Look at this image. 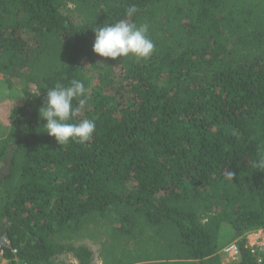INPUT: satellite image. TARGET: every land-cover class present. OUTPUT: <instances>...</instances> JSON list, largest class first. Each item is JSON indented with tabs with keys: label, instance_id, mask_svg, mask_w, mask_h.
I'll return each instance as SVG.
<instances>
[{
	"label": "trees",
	"instance_id": "16d2710c",
	"mask_svg": "<svg viewBox=\"0 0 264 264\" xmlns=\"http://www.w3.org/2000/svg\"><path fill=\"white\" fill-rule=\"evenodd\" d=\"M131 5L153 55L105 58L112 93L88 92L68 121L93 120V136L58 144L40 117L47 90L90 88L93 30ZM0 74L25 94L0 139V235L17 251L2 258L93 264L84 239L102 264H225L227 226L231 264H264L242 238L264 229V0H0Z\"/></svg>",
	"mask_w": 264,
	"mask_h": 264
},
{
	"label": "clouds",
	"instance_id": "9594fccd",
	"mask_svg": "<svg viewBox=\"0 0 264 264\" xmlns=\"http://www.w3.org/2000/svg\"><path fill=\"white\" fill-rule=\"evenodd\" d=\"M135 5L126 9V17L113 25L96 27L93 52L104 58L116 60L118 57L133 55L137 58L148 59L155 50V44L148 35L149 25H137L129 20L137 13ZM89 89L81 80L73 79L69 86L57 84L56 87L47 90L46 101L40 109V117L46 121L44 129L49 136L54 137L58 144H66L70 140L86 143L95 132V122L84 119L79 123H69L87 104ZM78 99L74 107L73 101ZM258 167L264 168V160ZM228 178L233 180L234 173L229 172Z\"/></svg>",
	"mask_w": 264,
	"mask_h": 264
},
{
	"label": "rangeland",
	"instance_id": "374dc122",
	"mask_svg": "<svg viewBox=\"0 0 264 264\" xmlns=\"http://www.w3.org/2000/svg\"><path fill=\"white\" fill-rule=\"evenodd\" d=\"M71 7L62 10L64 15L72 17ZM22 37L26 39L29 46L32 48L35 47V39L32 34L23 33ZM112 71L107 65V60L104 57L96 56L94 60L88 63L85 67V77L90 81L89 93L95 92L97 87H101L104 90L105 94H111L114 89ZM99 76H103L98 79ZM25 94L22 91L20 83L17 82H7L5 76L0 74V139L6 136L10 128V114L13 109L21 107L24 103ZM252 232L245 234L242 238L245 245L249 243H254L253 241H258L257 238L251 236ZM241 238V239H242ZM239 239H232L231 231L229 227L223 226L220 231V244L221 248L225 247L228 244L236 243L238 245ZM78 244H86L95 254V261L93 264H102L100 258L98 257V247L88 242L87 240H79ZM220 251V250H219ZM218 251V252H219ZM222 260V259H221ZM63 262L64 264H75V260L68 255L59 257L55 262ZM223 261V260H222ZM77 264V262H76Z\"/></svg>",
	"mask_w": 264,
	"mask_h": 264
},
{
	"label": "built area",
	"instance_id": "2783aa9c",
	"mask_svg": "<svg viewBox=\"0 0 264 264\" xmlns=\"http://www.w3.org/2000/svg\"><path fill=\"white\" fill-rule=\"evenodd\" d=\"M252 237L258 239V241H253L254 243H249L247 246L250 249L251 253L257 255V263L261 262L260 254L264 253V229H259L256 231H252ZM3 248L8 250L12 256H16L17 251L13 249L10 245V242L5 240L3 244ZM218 256L223 260H221L225 264H231L238 260L240 256V249L236 243H231L220 249L218 252ZM76 264V262H75Z\"/></svg>",
	"mask_w": 264,
	"mask_h": 264
},
{
	"label": "crops",
	"instance_id": "0c3cea01",
	"mask_svg": "<svg viewBox=\"0 0 264 264\" xmlns=\"http://www.w3.org/2000/svg\"><path fill=\"white\" fill-rule=\"evenodd\" d=\"M12 261H14L15 264H20L17 259H14ZM12 261L6 258H2V253L0 252V264H12Z\"/></svg>",
	"mask_w": 264,
	"mask_h": 264
},
{
	"label": "water",
	"instance_id": "95a60500",
	"mask_svg": "<svg viewBox=\"0 0 264 264\" xmlns=\"http://www.w3.org/2000/svg\"><path fill=\"white\" fill-rule=\"evenodd\" d=\"M6 232L3 230L0 235V251L3 248V244L5 242Z\"/></svg>",
	"mask_w": 264,
	"mask_h": 264
}]
</instances>
